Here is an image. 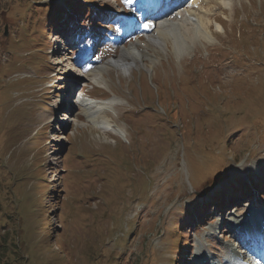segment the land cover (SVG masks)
<instances>
[{
  "label": "rangeland",
  "instance_id": "obj_1",
  "mask_svg": "<svg viewBox=\"0 0 264 264\" xmlns=\"http://www.w3.org/2000/svg\"><path fill=\"white\" fill-rule=\"evenodd\" d=\"M98 1L0 0V264H224L227 223L264 213V0H202L189 14L209 41L138 39L149 57L95 80L136 39L106 47L79 84L59 36L127 3ZM73 83L116 99L111 129L72 95L59 110Z\"/></svg>",
  "mask_w": 264,
  "mask_h": 264
},
{
  "label": "bare ground",
  "instance_id": "obj_2",
  "mask_svg": "<svg viewBox=\"0 0 264 264\" xmlns=\"http://www.w3.org/2000/svg\"><path fill=\"white\" fill-rule=\"evenodd\" d=\"M192 11L190 9L188 10H181L176 15H174V19H167V20H162L161 22H158L157 26H147L145 28L147 32V38L149 40V43L153 46V48H161L164 49L166 42H170L171 47L177 55L179 54H184L187 52V49L190 48V43L192 44L193 39H204L209 41L210 40V30L208 27V24L204 25L202 22L198 23L195 20H192L190 18L189 12ZM123 20L126 23H129V19H124ZM64 23V20H63ZM67 25H76V17L75 20H66ZM216 28L218 31H222V25L216 24ZM138 40H136L135 43L130 44L128 48H122L120 50L119 55L109 61L108 63L104 64L103 67L96 68L91 72V76L93 79H103L102 72L107 68V67H121L124 70H128L134 66L137 65L138 62L142 63L143 58L149 57V53L146 48L142 50L138 47L137 43ZM144 45V44H143ZM189 45V46H188ZM145 47V46H144ZM59 50V49H58ZM58 52V51H56ZM64 56V55H63ZM64 58V57H63ZM66 61L68 55L65 56ZM153 58V57H152ZM151 59V58H149ZM51 63H55L54 60L51 61ZM102 68V69H101ZM82 69V68H81ZM86 73L82 74H74L75 77L80 76L82 79L86 80L87 75L81 76ZM65 92V95H68L69 90L67 89ZM77 101H80L82 104H84L83 112L87 113V118H91L93 120L94 125H98L99 128L102 129H111V119L109 116L105 114V111L107 109L111 108V105L115 103L116 99H111L108 101H97L95 99H90L85 96H80ZM65 100V99H64ZM95 100V101H94ZM70 100L67 102V100L62 103V106L64 109L67 111L68 109H71L72 106L69 105ZM63 115L66 116L64 113ZM122 137H124L123 132L119 133ZM240 192V191H239ZM246 198V201L249 203H252L251 198L247 196L246 194L244 195ZM243 198V199H245ZM245 201V202H246ZM255 206V204H254ZM256 207V206H255ZM254 211H256V208H253ZM251 234H241V240H245L246 238H251Z\"/></svg>",
  "mask_w": 264,
  "mask_h": 264
},
{
  "label": "trees",
  "instance_id": "obj_3",
  "mask_svg": "<svg viewBox=\"0 0 264 264\" xmlns=\"http://www.w3.org/2000/svg\"><path fill=\"white\" fill-rule=\"evenodd\" d=\"M15 249H16V247H15ZM15 253H16V251H14V255H15ZM61 261L62 260L58 261L57 264H61Z\"/></svg>",
  "mask_w": 264,
  "mask_h": 264
}]
</instances>
